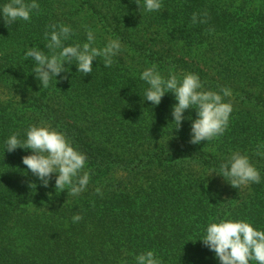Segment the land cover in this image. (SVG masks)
<instances>
[{"label": "trees", "instance_id": "16d2710c", "mask_svg": "<svg viewBox=\"0 0 264 264\" xmlns=\"http://www.w3.org/2000/svg\"><path fill=\"white\" fill-rule=\"evenodd\" d=\"M35 2L30 21L5 26L0 11V264H136L147 251L162 264H220L200 241L210 223L264 231V0H161L153 12L144 0L140 11L135 0ZM194 13L207 22L193 24ZM52 24L72 29L64 46L87 43L90 30L93 47L118 39L121 51L108 68L98 57L89 75L65 62L69 72L44 89L24 53L47 54ZM153 64L164 78L197 75L201 90L232 105L222 136L190 144L195 109L176 130L174 94L158 106L144 100L140 75ZM33 125L86 155L80 175L90 180L78 196L56 190V174L43 187L22 163L31 150L6 151L11 135L23 142ZM235 152L248 156L260 183L234 189L213 172ZM74 213L83 219L72 223Z\"/></svg>", "mask_w": 264, "mask_h": 264}, {"label": "clouds", "instance_id": "9594fccd", "mask_svg": "<svg viewBox=\"0 0 264 264\" xmlns=\"http://www.w3.org/2000/svg\"><path fill=\"white\" fill-rule=\"evenodd\" d=\"M135 3L140 11V0H135ZM143 8L147 12L159 11L162 8L161 0H144ZM39 9L40 6L35 0H31L30 3L26 0H10L0 11L5 26H10L20 20L30 21L33 10L39 13ZM197 22L207 21H198L197 14L194 13L192 23ZM49 27L51 32L44 33L45 39L48 40L45 44L48 49L47 54L38 47L28 48L24 53L25 60L32 58L33 73L44 89L49 86L53 78L69 72L68 68L63 67L65 62L71 66L72 61L75 60L78 73L89 75L93 72L94 60L98 57L102 58L103 66L108 68L114 63L113 57L121 51V43L118 39L109 40L103 48L93 47L95 37L90 30L87 32V43L64 46L63 41L73 34L72 29L63 24H52ZM61 79H67V76ZM140 79L149 85L144 93V100L151 102L153 106H158L166 93L174 94L176 103L172 107L171 115L176 130L181 127L185 118L184 112L188 109L196 110L198 118L191 123L190 144L211 141L224 134L233 110L232 105L224 103L223 97L217 92L201 90L203 85L197 75L189 73L178 79L170 72L168 78H164L153 64L142 72ZM221 92L224 96L231 95V91L227 88H222ZM18 135V133L13 134L6 140V151L11 153L18 148L31 150L33 154L24 156L22 163L38 177L43 187L47 188L53 174H56L55 188L60 192L67 188V195L78 196L86 189L90 175L88 172H83V175L80 173L86 165L87 157L74 149L62 133L47 126L33 125L27 129V138L23 142L18 139ZM257 155L264 153L258 151ZM213 172L224 177L234 189L261 182L259 171L250 163L248 156L240 152L232 153L226 162L220 165L219 172ZM33 186L36 187L35 184L30 185ZM96 193L101 194V189L97 188ZM82 219L80 213H74L72 223ZM200 241L215 253L220 264H249L250 261L264 264V231L254 229L246 221L221 220L219 223H210ZM136 264H162V262L157 259L153 251H147L136 257Z\"/></svg>", "mask_w": 264, "mask_h": 264}, {"label": "rangeland", "instance_id": "374dc122", "mask_svg": "<svg viewBox=\"0 0 264 264\" xmlns=\"http://www.w3.org/2000/svg\"><path fill=\"white\" fill-rule=\"evenodd\" d=\"M239 86L236 85H231V91L234 92L236 89H238Z\"/></svg>", "mask_w": 264, "mask_h": 264}]
</instances>
